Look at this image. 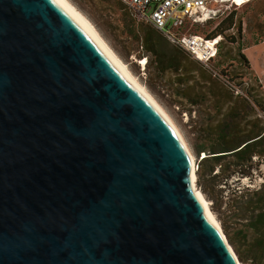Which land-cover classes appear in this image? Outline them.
<instances>
[{"label":"water","instance_id":"95a60500","mask_svg":"<svg viewBox=\"0 0 264 264\" xmlns=\"http://www.w3.org/2000/svg\"><path fill=\"white\" fill-rule=\"evenodd\" d=\"M197 189L168 121L60 0H0V264H237Z\"/></svg>","mask_w":264,"mask_h":264},{"label":"rangeland","instance_id":"374dc122","mask_svg":"<svg viewBox=\"0 0 264 264\" xmlns=\"http://www.w3.org/2000/svg\"><path fill=\"white\" fill-rule=\"evenodd\" d=\"M68 1L93 25L107 46L171 118L193 155L195 168L203 154L197 156V145L210 147L225 139L237 140L264 127V0H250L238 7L228 4L222 6L216 16L196 23L186 22L182 31L187 35L198 34L211 39L210 35L219 34L215 37L218 53L206 61L196 59L184 46L152 28L121 0ZM147 29H152L157 37L156 42L151 41L152 46L145 39ZM179 47L189 54L180 55ZM155 49L164 56H181L180 68L161 71L156 66ZM241 52L245 53L247 61ZM144 58L145 64L140 62ZM224 121L230 122L227 127L222 124ZM232 159L222 158L219 162L226 168L217 164L214 170L223 178L220 185L224 195L232 187L252 189L264 185V155H253L251 167H245L244 172L233 168L232 164L227 166ZM196 186L235 251L217 212L211 207L212 199L197 181ZM238 260L239 264H248L239 257Z\"/></svg>","mask_w":264,"mask_h":264},{"label":"trees","instance_id":"16d2710c","mask_svg":"<svg viewBox=\"0 0 264 264\" xmlns=\"http://www.w3.org/2000/svg\"><path fill=\"white\" fill-rule=\"evenodd\" d=\"M232 15L233 12L230 16ZM150 26L156 29L152 25ZM217 35L219 34H212L208 38L215 40ZM145 39L151 46L152 40L156 42L157 37L154 36L152 29H147ZM179 48L180 55L181 53L189 54L183 47ZM154 52L157 54L156 66L161 71L168 68L172 70L180 68L181 56L176 54L164 56L162 53L159 54L156 49ZM216 52L218 53V47ZM240 54L247 61L245 53L241 52ZM247 92L250 91L247 90ZM242 99L247 102L245 97ZM228 123L230 122L224 121L222 124L227 127ZM263 143L264 127H260L259 130L255 132L252 130L237 140L225 139L210 147L204 145L195 147L197 156L201 152L203 153L199 157L196 167L197 184L212 199L211 207L217 212L237 256L248 264H264V185L252 189L249 186L232 187L229 193L224 195L223 186L220 185L223 178L220 177L219 171L214 170L217 164H220L222 169L226 168L225 164L223 165L219 161L224 157H232L233 159L227 166L232 164L233 168H240L239 171L244 172L242 170L245 167H251L253 155H264ZM256 146H260V149H255ZM205 167L207 168L206 172H204Z\"/></svg>","mask_w":264,"mask_h":264},{"label":"bare ground","instance_id":"6f19581e","mask_svg":"<svg viewBox=\"0 0 264 264\" xmlns=\"http://www.w3.org/2000/svg\"><path fill=\"white\" fill-rule=\"evenodd\" d=\"M86 27L87 29L93 34V36L100 42V44L106 49V51L113 57V59L119 64V66L126 72V74L132 79V81L139 87V89L146 95V97L152 102V104L159 110V112L165 117V119L168 121L169 125L177 135L178 139L184 146L185 150L187 151L191 164L193 166V170L195 171V161L193 158V155L191 154L189 148L187 147L185 140L183 139V136L181 135L180 131L176 127V125L173 123L171 118L167 115V113L161 108V106L155 101V99L145 90V88L137 81V79L131 74V72L127 69V67L122 63V61L114 54V52L107 46L105 41L102 39V37L99 35V33L96 31V29L93 27V25L72 5L69 3L68 0H60ZM250 0H227L226 2L219 3L215 5L212 8H194L190 11L189 14H187L184 17H178L177 20L171 25V31L174 32L175 35H177L179 38V41L186 44L191 38H195L198 41H201L199 44V50L202 49H209L210 51H214L215 49V41L213 39H207L205 37H202L198 34H186L183 33V29L185 27V24L187 21H192L193 23L199 22L200 20L208 19V17L216 16L217 13L220 11V9L228 4H230L229 7L233 6H242L245 3H247ZM199 55L201 54V51H198ZM146 58L140 60L141 63L145 64ZM197 193L203 202L206 213L209 216V218L215 223V225L221 229L219 223L216 221L215 217L211 213L207 201L205 200L202 193L197 189ZM223 233V232H222ZM224 236V234H223ZM237 264H239V261L237 260Z\"/></svg>","mask_w":264,"mask_h":264},{"label":"built area","instance_id":"2783aa9c","mask_svg":"<svg viewBox=\"0 0 264 264\" xmlns=\"http://www.w3.org/2000/svg\"><path fill=\"white\" fill-rule=\"evenodd\" d=\"M124 2L140 19L146 21L164 35L170 37L175 42L181 44L196 59L206 61L216 53L209 49H200L201 41L191 38L186 44L179 41V37L171 31V25L178 17H184L194 8H212L219 3L227 0H121ZM201 54L199 55V52Z\"/></svg>","mask_w":264,"mask_h":264}]
</instances>
